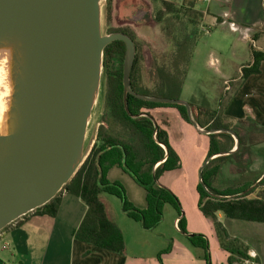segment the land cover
Returning <instances> with one entry per match:
<instances>
[{"label":"trees","instance_id":"obj_1","mask_svg":"<svg viewBox=\"0 0 264 264\" xmlns=\"http://www.w3.org/2000/svg\"><path fill=\"white\" fill-rule=\"evenodd\" d=\"M161 9L156 13V22L163 27L167 38L173 44V50L162 57L154 58L149 70L144 64L143 54L140 53L134 35L123 28H111V33H122L131 38L135 44L136 52L131 73L129 74L130 88L133 94L144 97H158L180 100L184 81L189 72L194 50L200 39L204 36L201 30L202 13L194 6L175 7L171 4L161 3ZM264 7V0L262 3ZM106 20L110 23L112 13V0H105ZM254 42V38L251 39ZM252 52V63L241 68L240 83L253 75H258L259 65L264 61V52H259L249 43ZM126 52L122 41H115L108 45L103 54V74L106 81L105 90V116L97 128L94 145L84 163L80 165L76 174L62 191L48 204L35 210V213L54 217L57 214L62 192L80 198L87 207L85 217L73 231V238L81 243L97 247L119 256L125 252L123 235L118 226L107 214L106 206L101 196L108 194L118 197L123 211L140 223L144 230L155 228L162 220L164 204L178 207V200L173 193L162 186L165 175L177 177L180 173L181 161L170 145L165 126H169L168 117L158 115L156 110L174 108L180 117L190 122L187 109L183 105L157 104L139 100L134 95L127 94L125 108L123 99V59ZM193 117L196 124L206 130L226 129L232 131L239 141L241 150L244 137L240 133L241 127H236L226 116L223 109L212 111L210 108L197 107ZM126 109V110H125ZM147 115V117H140ZM156 122V125L154 124ZM245 121V120H243ZM247 121V120H246ZM242 122V121H241ZM250 123V122H249ZM248 133L258 130L263 134L264 128L250 126ZM209 140L205 160L218 153L230 152L235 142L226 132L206 135ZM263 153L264 149L260 151ZM234 156V154H233ZM232 154L219 156L210 160L202 170V181L196 190L199 196L197 209L206 218H209L216 230L220 247L229 253L226 264H237L242 259H249L244 246L231 238L225 228L217 220V213L228 219L244 220L246 222L264 223V177L252 181L243 180L222 190L214 188V182L219 176L221 168L230 162ZM118 167L130 175L137 185L146 191V208L137 210L127 202L125 191L119 183H111L107 179V172ZM251 186H254L248 192ZM243 195L236 196L237 194ZM25 217V216H24ZM183 219L177 222V228L185 233ZM207 238L202 235L189 237L194 247L205 250V260L210 264ZM159 263L163 264L158 258Z\"/></svg>","mask_w":264,"mask_h":264},{"label":"water","instance_id":"obj_2","mask_svg":"<svg viewBox=\"0 0 264 264\" xmlns=\"http://www.w3.org/2000/svg\"><path fill=\"white\" fill-rule=\"evenodd\" d=\"M101 1L0 0V50L9 54L13 84L9 130L0 135V232L48 204L85 162L92 147L93 139L85 146L87 127L100 89L103 54L115 41H122L126 49L122 72L126 109L127 94L157 104L183 105L198 133L226 132L236 140L230 152L204 161L199 169L202 186V170L209 161L239 148L230 129L200 128L189 103L131 92L135 44L119 32L103 35ZM263 177L264 172L254 186Z\"/></svg>","mask_w":264,"mask_h":264},{"label":"rangeland","instance_id":"obj_3","mask_svg":"<svg viewBox=\"0 0 264 264\" xmlns=\"http://www.w3.org/2000/svg\"><path fill=\"white\" fill-rule=\"evenodd\" d=\"M230 2L232 0L229 2L211 0L208 4L197 8L203 15L201 30L204 36L194 50L189 73L184 81L183 92L180 94L182 102L199 105L206 109L210 108L212 111L219 108L224 109L230 96L240 83V79L238 78L230 86V80L222 77L223 74L219 73L218 66L213 67L210 62L214 63L215 60H219L228 76L234 77L242 63L252 61L249 39L243 40L241 35L233 33L228 25L220 24L223 20L233 21L228 12ZM242 2L243 0H235L231 3L230 8L239 14ZM246 3L251 5L252 11H257V0H247ZM159 9H161V5L157 0H112L111 20L107 24L105 0L101 1V30L103 35H108L111 28H123L130 31L134 35L140 53L143 54L147 70L151 68L154 58L161 60L173 50V44L165 35L162 25L155 20ZM224 14H227L228 17L223 18ZM253 33L254 29L251 28V39ZM257 45L259 47L260 43ZM105 85L106 81L102 73L100 89L87 127L85 146L90 145L92 139L95 140L97 128L105 116V90H107ZM105 117L107 118V116ZM238 126L241 127L240 133L244 137L242 149L237 154L234 152L232 160L221 168L213 185L217 190L230 187L243 180L252 181L259 178L264 172L263 153L260 152L264 149V132L260 134L259 131L261 130H258L249 134L251 127L249 121L246 120L238 122L236 127ZM168 134L170 145L181 161V175L176 179L169 178L168 184H166L178 200V207L164 204L162 220L155 228L144 230L140 223L123 211L118 197L103 194L101 196L102 201L112 216L113 222L123 235L127 256L143 257L148 262L154 261L162 252L164 255L170 252L176 256L179 253L177 242L186 239L183 233L174 226V220L179 217L184 220L183 228L185 231L187 229L193 233H207L209 236H213V232L215 233V238L210 237L209 240L211 247H209L208 236H205L209 253L211 249L212 259L215 260L214 240L218 238L216 230L211 220L202 217L203 215L197 209L196 188L200 183L199 169L204 163L207 140L203 134L195 130L190 122L177 130L169 131ZM234 141L236 142L235 139ZM111 178L114 180L113 182L122 186L127 202L137 210L144 209H141L140 206L145 201L146 192L137 185V182L130 175L117 170ZM226 223L228 231L235 237L236 241H239L247 249L258 251L261 258L259 264H264V224L235 220H229Z\"/></svg>","mask_w":264,"mask_h":264},{"label":"crops","instance_id":"obj_4","mask_svg":"<svg viewBox=\"0 0 264 264\" xmlns=\"http://www.w3.org/2000/svg\"><path fill=\"white\" fill-rule=\"evenodd\" d=\"M232 2H235V0H232ZM232 2H230L228 6V12L232 17L233 22L240 28L254 29L252 36V39L254 38L253 47L256 51L264 52L263 0H257L256 12L251 10V5L246 3L247 0H243L241 8L239 9V14L233 10V8H230ZM259 43L260 46L258 47L257 44ZM251 63L252 61L250 60L242 63L238 67L237 75L231 77L228 76L227 71L221 62L217 60L218 71L220 74H223L222 77L230 80V86L240 78L241 68L246 65H251ZM259 72L258 75L249 76L241 86H237L223 109V115L226 116L234 126L240 121L247 120L250 122V126L255 125L256 127L264 128V61L259 65ZM192 105L194 110L197 107H200L199 105ZM156 112L162 117L169 118L167 121L170 122V125L164 127L168 139L169 131L177 130L188 123L180 117L174 108L160 109L156 110ZM204 137L207 140V152V149L209 148V140L206 135H204ZM94 142L95 140L93 139L92 145ZM117 170L125 173L118 167L111 168L107 173V178L111 183L114 181L111 176ZM180 175L181 169L179 175L175 178L170 175H165L161 180L162 186L168 189L166 184H168L167 182L169 178L176 179ZM197 197L199 200L198 193ZM146 201L145 194V201L141 204V209L146 208ZM86 212L87 207L82 203L80 198L62 192L56 216L51 217L41 215L34 211L25 217H21L14 224L2 231V234L0 235V264H160L158 258L161 259L163 264H207L205 260V250L194 247L189 241V235L208 236L209 247H211V242L209 240L210 237H214V232L213 236H209L207 233H193V231L186 229V233H183L186 239H181V241L177 242L179 253L176 256L170 252L167 255H164L162 252L154 261L152 260L151 262H148L143 257L127 256L126 252L119 256L115 253L101 250L97 247L75 240L72 237L73 231L79 226L80 222L85 217ZM107 214L112 220L113 218L109 211H107ZM216 216L218 222L221 223L227 231V234L235 239V237L228 231V226H226V222L229 220L234 221V219H228L221 213H217ZM178 220H180L179 217L174 220V226L177 230H179L177 228ZM223 220L225 221L222 223ZM217 240L218 238L214 240L215 260L212 259L213 254L210 249V264H226L227 258H229V253L220 247ZM5 244H7V246L3 247ZM245 250L247 251V255L255 254V262L259 264L261 259L260 253L254 249L245 248Z\"/></svg>","mask_w":264,"mask_h":264},{"label":"bare ground","instance_id":"obj_5","mask_svg":"<svg viewBox=\"0 0 264 264\" xmlns=\"http://www.w3.org/2000/svg\"><path fill=\"white\" fill-rule=\"evenodd\" d=\"M11 62L6 50H0V135L9 130V106L13 84L10 76Z\"/></svg>","mask_w":264,"mask_h":264},{"label":"built area","instance_id":"obj_6","mask_svg":"<svg viewBox=\"0 0 264 264\" xmlns=\"http://www.w3.org/2000/svg\"><path fill=\"white\" fill-rule=\"evenodd\" d=\"M161 3H167V4H171L172 6H175V7H188V6H194L196 8H198L199 6H203V5H206L208 4L211 0H157ZM224 2H229L231 0H222ZM228 17L227 14H224L223 15V18H226ZM221 25H228V28L233 32V33H239L242 37L243 40H248L249 39V42L250 44L253 46V42L251 40V37H250V32H251V28H240L238 27L233 21H225L223 20L221 23ZM210 64L213 66V67H216L217 65V60H215V62H210ZM2 234V232H0V235ZM7 244H5L3 247H6ZM249 259H242L239 263L237 264H257L255 262V259H256V255L255 254H250L248 255Z\"/></svg>","mask_w":264,"mask_h":264}]
</instances>
